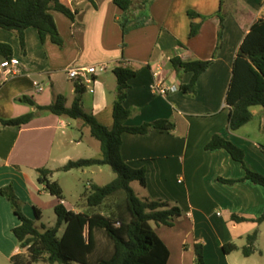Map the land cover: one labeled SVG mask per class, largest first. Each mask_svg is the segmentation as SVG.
I'll return each instance as SVG.
<instances>
[{
    "label": "crops",
    "instance_id": "0c3cea01",
    "mask_svg": "<svg viewBox=\"0 0 264 264\" xmlns=\"http://www.w3.org/2000/svg\"><path fill=\"white\" fill-rule=\"evenodd\" d=\"M59 1L74 15L70 19L60 11H50L63 39L62 47L49 37L42 42L37 30L29 27L22 52L16 34L0 28V42L10 44L13 57L19 61L17 74L7 76L6 59L0 55V119L35 113L27 124L0 127V187L12 184L24 214L32 218L33 207L42 213L39 194H50L43 184L42 190L38 187L37 169L52 170L49 179L53 181L56 174L71 172L61 170L69 160L81 158L65 149L73 141L80 144V140L68 139V134L75 129L82 131L86 125L79 119L37 110L21 97L49 105L57 95H63L66 106H70L81 79H70L66 69L107 63L104 71L89 75L92 81L84 84L81 103L85 112L111 128L117 87L113 69L129 66L136 75L128 82L123 103L131 112L125 123L138 126L167 119L175 125L171 131L124 132L120 145L122 160L145 170L141 198L162 199L181 210L173 226L153 227L169 250L167 264H195V243L203 245L206 264H264V252L256 245L251 255L244 256V245L238 244L264 222L236 223L231 219L232 214L258 218L264 211V186L250 180L232 184L220 181L241 179L244 169L225 149L205 148L218 134L242 148L246 162L264 176L263 107H252L253 119L231 131L230 110L225 104L233 59L251 24L264 17V0H223L220 46L212 64L198 77L193 95L180 89L157 95L151 86L158 79L179 87L190 82L192 73L178 74L170 62L173 57L183 61L213 57L218 44L220 0H148L145 4L132 0L128 11L113 0ZM189 10L208 16L193 37L189 35L190 23L201 20L189 18ZM50 196L54 208L59 200ZM62 203L67 209L81 210L67 206L65 199ZM19 224L9 202L0 195V253L8 258L19 251L12 233ZM227 243H234L236 249L225 253L222 247Z\"/></svg>",
    "mask_w": 264,
    "mask_h": 264
},
{
    "label": "trees",
    "instance_id": "16d2710c",
    "mask_svg": "<svg viewBox=\"0 0 264 264\" xmlns=\"http://www.w3.org/2000/svg\"><path fill=\"white\" fill-rule=\"evenodd\" d=\"M92 1V0H91ZM148 0H141L145 4ZM123 11H128L132 0H113ZM217 16L220 23L218 28V44L213 57L209 60L183 61L173 57L170 62L177 73L191 72L192 77L188 84L181 85L182 93L193 95L198 77L212 64L216 51L220 46L223 31L224 14L223 0H220ZM51 10H57L70 19L73 12L59 0H0V28L13 31L18 39L21 51L24 52L25 29L33 27L37 30L43 42L49 37L58 47L63 46V39L57 29ZM189 18H200V22L190 23L189 35L195 36L200 29L201 22L208 16L200 15L192 10L187 12ZM0 55L6 60L13 57L10 44L0 42ZM113 73L117 79L116 98L112 106L113 125L111 128L101 124L91 113L82 108L81 95L85 92V85H76V95L70 106H66V98L57 95L49 105H38L31 98L23 96L21 100L29 105L36 106L37 110L53 113L57 116H66L79 119L89 127L90 135L99 142V158H80L69 160L61 167L62 171L83 169L91 166H110L114 178L105 185L90 184L82 196L84 207L97 209L105 207L106 201L122 194L119 203L109 215L102 211L89 212L84 209L74 211L67 209L63 189L58 181H51L49 177L53 171L47 168L37 169L39 184L55 196L59 202L53 210L56 214V223L52 227L41 225L38 228L32 218L26 216L22 210V201L15 193L12 184L0 187V195L5 198L20 221L12 228L19 251L9 260L11 264H167L169 250L157 236L151 222L155 225L173 226L174 221L181 215L179 207L171 205L162 199L141 198L137 196L131 182L138 181L145 186V170L127 165L121 158V135L124 132L132 134H146L151 129L171 131L174 123L167 119H158L145 122L138 126H129L125 122L131 112L125 108L124 101L130 88L129 80L136 75L129 66H116ZM225 104L229 108L228 127L237 131L253 119L252 107L261 106L264 109V17L256 19L244 35L232 63L231 78L225 95ZM35 116L33 111L20 116L0 119L2 126H21L30 122ZM208 150L223 148L233 160L240 163L244 169V176L238 180L219 179L226 183L250 180L264 186V176L250 167L245 160V153L231 141L218 134L212 136L205 146ZM35 219L39 220L41 212L33 207ZM236 223L253 221L257 224L264 222V211L256 219L236 214L231 215ZM64 230L59 235L60 228ZM100 230L111 242L110 253L106 256L91 258L96 246V231ZM258 231L254 230L246 236V245L242 248L244 256L254 252ZM225 253L236 249L234 243H227L222 247ZM195 264H206L203 254V245L194 244Z\"/></svg>",
    "mask_w": 264,
    "mask_h": 264
},
{
    "label": "rangeland",
    "instance_id": "374dc122",
    "mask_svg": "<svg viewBox=\"0 0 264 264\" xmlns=\"http://www.w3.org/2000/svg\"><path fill=\"white\" fill-rule=\"evenodd\" d=\"M71 134H68V139L73 138V140H80V144H76L75 141L67 144L65 150L69 151L73 157L80 156L81 158H99L100 147L99 142L93 138L89 133V128L86 126L82 131L72 130ZM115 174L110 168V166H91L83 169H73L68 174L60 172L54 176V180L59 181L63 188V196L66 205L69 207H75L79 209H84L89 212L102 211L105 215H109L110 212L115 208V203H119L122 199V194H117L116 196L110 198L106 201L105 207L102 206L97 209L85 208L83 192L89 188L90 184L105 185L114 178ZM38 187L42 190V186L38 184ZM131 187L134 193L142 197L145 190L143 186L140 185L138 181L131 182ZM38 201L42 206V213L39 220L35 219L32 211V219L35 225L40 228L41 225L45 227H52L56 223V214L53 210L54 198L50 194H45V192L39 194ZM23 205V203H22ZM252 225L253 224H244ZM151 226L155 227V224L151 222ZM64 226L59 230V235L62 234ZM254 230L258 231L257 240L255 245L258 249L264 252V223ZM253 230V231H254ZM246 239H242L238 244L246 245ZM111 242L104 236L103 232L100 230L96 231V246L91 258H97L100 256H106L110 253ZM258 256H256V259ZM0 264H11L8 257L0 253ZM36 264H45L43 262H38ZM60 264V263H55ZM72 264H79L73 262Z\"/></svg>",
    "mask_w": 264,
    "mask_h": 264
},
{
    "label": "built area",
    "instance_id": "2783aa9c",
    "mask_svg": "<svg viewBox=\"0 0 264 264\" xmlns=\"http://www.w3.org/2000/svg\"><path fill=\"white\" fill-rule=\"evenodd\" d=\"M5 70L4 73L7 76H12L17 74L19 61L17 58L12 57L10 60L5 61ZM107 68V63H100L98 65L92 64L88 66H79V67H69L66 69V74L70 79L80 80V83H90L92 80L89 77L91 74H96L98 71H104ZM42 87L38 86V91H41ZM151 90L154 94L157 95H167L170 92H175L179 90L177 85H166L161 80H156L151 86Z\"/></svg>",
    "mask_w": 264,
    "mask_h": 264
}]
</instances>
